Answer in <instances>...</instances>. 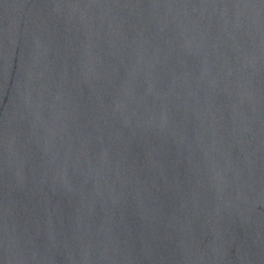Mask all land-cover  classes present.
<instances>
[{"label": "water", "instance_id": "water-1", "mask_svg": "<svg viewBox=\"0 0 264 264\" xmlns=\"http://www.w3.org/2000/svg\"><path fill=\"white\" fill-rule=\"evenodd\" d=\"M0 264H264V0H0Z\"/></svg>", "mask_w": 264, "mask_h": 264}]
</instances>
